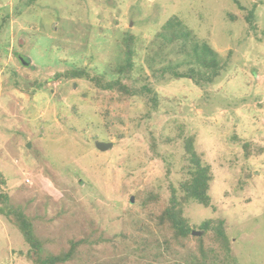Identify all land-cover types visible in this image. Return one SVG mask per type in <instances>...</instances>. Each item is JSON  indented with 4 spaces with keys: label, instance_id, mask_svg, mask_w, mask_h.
<instances>
[{
    "label": "rangeland",
    "instance_id": "374dc122",
    "mask_svg": "<svg viewBox=\"0 0 264 264\" xmlns=\"http://www.w3.org/2000/svg\"><path fill=\"white\" fill-rule=\"evenodd\" d=\"M173 18L180 26L165 29ZM193 44H206L219 67L202 88L172 73L207 72ZM74 70L88 78L65 77ZM186 138L212 180L210 207L189 201L183 217L194 231L225 222L224 264H264V0H0V192L54 242L47 250L87 236L104 260L120 234H155L142 203L157 195L166 204L168 185L181 195ZM208 247L207 264H222L220 247ZM27 250L0 215V264H31Z\"/></svg>",
    "mask_w": 264,
    "mask_h": 264
},
{
    "label": "trees",
    "instance_id": "16d2710c",
    "mask_svg": "<svg viewBox=\"0 0 264 264\" xmlns=\"http://www.w3.org/2000/svg\"><path fill=\"white\" fill-rule=\"evenodd\" d=\"M245 20L251 28H256L253 9L247 12ZM174 25L180 26L177 18L168 21L165 24V29H172ZM175 32L172 33V37L181 36L185 40L189 38L188 33L184 31L176 30ZM192 51L200 67L207 72L203 74L200 70L189 68L186 72L181 73L173 69L172 73L175 78H189L194 84L202 88L205 83H212L219 75V67L213 58L212 50L206 44H201L200 46L193 44ZM131 55L132 52L128 50L126 54L128 59H126L123 70L128 71L129 67L131 68ZM66 76L74 79L88 78L84 71L79 70L70 71L65 74ZM90 80L94 81L93 83L96 87L103 89H113L117 86L118 91L123 95L132 96L137 93L118 81L102 86L98 77H93ZM144 90L150 92L147 88H144ZM149 101L156 105L155 97L150 98ZM152 145L155 147L154 144ZM248 147L249 144L243 145L247 154ZM184 149V158L188 162V170L187 178L179 184L181 195L178 196L176 189L168 185L170 195L166 204L160 202L157 195H149L148 200L142 203L143 210H146V217L150 223L155 224L156 233L149 237L140 235L143 232V227L141 226L136 229L137 235L135 236L132 233L120 234L119 241H121V245L117 247L111 243L113 254L107 259L103 260L99 254L94 256V250L91 247L97 242L90 241L87 236L70 239L67 249L47 250L45 245H50L54 242L41 240L36 236L31 219L25 215L22 208L12 206L9 202V197L3 192H0V215L9 220L10 224L21 234L24 244L28 247L25 256L31 264H207L210 260V256L207 254L210 252L208 245L211 244H216L224 252L225 257L220 260V263L224 264L230 251L229 239L224 228L225 222L222 219L204 220L199 224L198 228L199 232L202 233L201 236L195 237L191 235L194 230H192L182 215V206L189 201H193L203 208L210 207L211 199L208 191L209 183L212 180L209 167L203 165L201 158L193 149L190 138L184 140ZM2 177L0 173V186H4L5 180ZM60 215L58 213L57 216L59 217ZM92 231L99 232L96 229H91V237ZM104 235V232H99V237L97 238L100 239V236ZM138 236H141L139 241L137 239ZM110 242H113V240H110ZM191 242H194V247L189 250L188 246ZM182 250L188 251L189 260L181 257ZM197 255H200V257Z\"/></svg>",
    "mask_w": 264,
    "mask_h": 264
},
{
    "label": "water",
    "instance_id": "95a60500",
    "mask_svg": "<svg viewBox=\"0 0 264 264\" xmlns=\"http://www.w3.org/2000/svg\"><path fill=\"white\" fill-rule=\"evenodd\" d=\"M21 61V63L23 64V65H25V66H27L28 64L25 62V61H23V60H20ZM95 147L98 149V150H100V151H104V150H106V149H109L110 147H111V144H106V143H102V142H97L96 144H95ZM201 232H199V231H192L191 232V235L192 236H195V237H200L201 236Z\"/></svg>",
    "mask_w": 264,
    "mask_h": 264
}]
</instances>
